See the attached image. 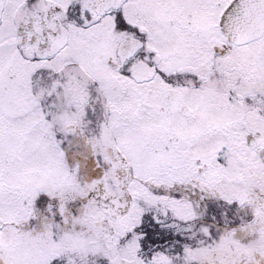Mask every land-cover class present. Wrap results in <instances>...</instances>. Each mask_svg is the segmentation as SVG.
I'll return each instance as SVG.
<instances>
[{"label":"snow or ice","instance_id":"snow-or-ice-1","mask_svg":"<svg viewBox=\"0 0 264 264\" xmlns=\"http://www.w3.org/2000/svg\"><path fill=\"white\" fill-rule=\"evenodd\" d=\"M0 264H264V0H0Z\"/></svg>","mask_w":264,"mask_h":264}]
</instances>
